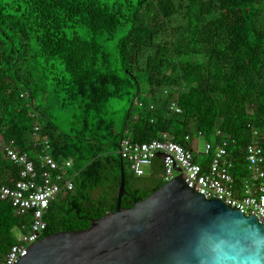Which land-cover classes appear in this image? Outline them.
<instances>
[{"label": "trees", "instance_id": "16d2710c", "mask_svg": "<svg viewBox=\"0 0 264 264\" xmlns=\"http://www.w3.org/2000/svg\"><path fill=\"white\" fill-rule=\"evenodd\" d=\"M36 126L50 154L74 164L43 237L113 211L122 174L124 208L164 184L159 156L147 175L131 172L124 139L168 133L194 149L219 130L239 182L254 130L264 155V0H0V183L19 172L3 145L31 153ZM29 221L0 199V264Z\"/></svg>", "mask_w": 264, "mask_h": 264}, {"label": "water", "instance_id": "95a60500", "mask_svg": "<svg viewBox=\"0 0 264 264\" xmlns=\"http://www.w3.org/2000/svg\"><path fill=\"white\" fill-rule=\"evenodd\" d=\"M193 189L179 174L124 208L122 174L113 211L44 236L18 264H264V225Z\"/></svg>", "mask_w": 264, "mask_h": 264}, {"label": "built area", "instance_id": "2783aa9c", "mask_svg": "<svg viewBox=\"0 0 264 264\" xmlns=\"http://www.w3.org/2000/svg\"><path fill=\"white\" fill-rule=\"evenodd\" d=\"M169 109L180 112L175 102L169 104ZM38 130L36 126L31 153L20 151L12 140L3 145V153L19 167V172L16 179H11L10 185L0 183V199L9 201L17 215H29L30 221L22 226L21 236L2 257L1 264H18V259L25 256L28 247L43 238L47 228L44 215L48 206L58 196L73 189V159H55L50 154L49 141L39 137ZM214 137L219 140L215 143L205 141L203 152L184 147L168 133L142 143L124 139L119 153L137 177L144 176V167L149 168L159 156L164 183L180 174L187 187H194L193 190L204 198L219 199L245 216H254L264 225V155L259 132H252L250 143L242 151L247 174L239 182L231 173L234 162L228 152V141L220 138L219 130ZM185 139L188 141L189 136Z\"/></svg>", "mask_w": 264, "mask_h": 264}, {"label": "rangeland", "instance_id": "374dc122", "mask_svg": "<svg viewBox=\"0 0 264 264\" xmlns=\"http://www.w3.org/2000/svg\"><path fill=\"white\" fill-rule=\"evenodd\" d=\"M114 45L115 42L114 41H110V42H106L105 47L108 49V51L110 53H113L114 51ZM64 130H68V126L65 125L63 127ZM206 141V138L204 136H196L193 138V145L194 147L199 151V152H203L204 150V143ZM145 168V175L148 174V167H144ZM99 190L97 192H95V195H98ZM22 232L20 231V229H15L14 230V235L15 237L18 239L21 236Z\"/></svg>", "mask_w": 264, "mask_h": 264}]
</instances>
